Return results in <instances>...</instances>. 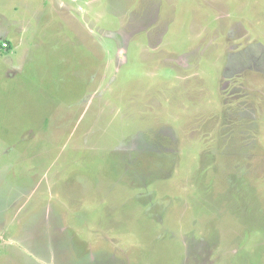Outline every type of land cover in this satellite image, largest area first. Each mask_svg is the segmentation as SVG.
Here are the masks:
<instances>
[{"label":"rangeland","instance_id":"374dc122","mask_svg":"<svg viewBox=\"0 0 264 264\" xmlns=\"http://www.w3.org/2000/svg\"><path fill=\"white\" fill-rule=\"evenodd\" d=\"M87 1L0 0V264H264V0Z\"/></svg>","mask_w":264,"mask_h":264},{"label":"crops","instance_id":"0c3cea01","mask_svg":"<svg viewBox=\"0 0 264 264\" xmlns=\"http://www.w3.org/2000/svg\"><path fill=\"white\" fill-rule=\"evenodd\" d=\"M205 1H208V0H205ZM89 2H90V1H87V0H86V3H87V4H89ZM61 3H62V2H58L57 5H58V6L64 5L63 3H62V4H61ZM84 3H85V2H84ZM78 9L83 10L84 8H83L82 6H78ZM70 10H72V9H70ZM121 32L123 33V31H121ZM6 34H9V31H7ZM21 231H22V230H21ZM17 236H19V234H18ZM0 237H1V239H2L3 241H10V240H12L13 242H15V244L18 243V244L21 246V249H22V247H23V248H27V244H26V243H25V244L22 243L21 241L18 240V238H16V239H5V238H4V235H1ZM12 245H13V244H11V245H9V246H12Z\"/></svg>","mask_w":264,"mask_h":264},{"label":"built area","instance_id":"2783aa9c","mask_svg":"<svg viewBox=\"0 0 264 264\" xmlns=\"http://www.w3.org/2000/svg\"><path fill=\"white\" fill-rule=\"evenodd\" d=\"M2 46L3 47H6L7 46V43L6 42H2Z\"/></svg>","mask_w":264,"mask_h":264}]
</instances>
